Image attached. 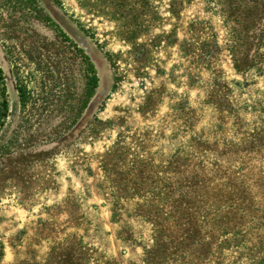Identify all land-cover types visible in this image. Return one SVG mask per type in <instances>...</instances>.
I'll return each mask as SVG.
<instances>
[{
  "label": "rangeland",
  "instance_id": "rangeland-1",
  "mask_svg": "<svg viewBox=\"0 0 264 264\" xmlns=\"http://www.w3.org/2000/svg\"><path fill=\"white\" fill-rule=\"evenodd\" d=\"M37 1L0 0V264H264V0Z\"/></svg>",
  "mask_w": 264,
  "mask_h": 264
},
{
  "label": "trees",
  "instance_id": "trees-1",
  "mask_svg": "<svg viewBox=\"0 0 264 264\" xmlns=\"http://www.w3.org/2000/svg\"><path fill=\"white\" fill-rule=\"evenodd\" d=\"M26 2L29 4H32L33 7L35 8V10L39 12V14L41 11V15L36 16L35 20H40L41 22H45V23H48V24H51L52 26H54L50 17L48 15H46L44 12H42L43 10L40 7V5L38 4L37 0H26ZM85 60H86V58H85ZM87 64H89L88 68L90 71L86 73L87 74L86 83H84V86H83V94L85 96V101H84L83 105L80 106V108L77 111L76 117L71 121V123H69V125L63 131L62 134H58L57 136H55V135L53 136L51 134H44L43 133L44 135H42L40 137L39 144H38L40 147H45V146H48L52 143H55V142L59 141L64 135H66L79 121L84 110L87 108L89 101L95 96V93L99 88V78L95 72L93 64L90 61ZM90 73H92V75H90ZM0 82H3L1 68H0ZM18 98H19V102H20L21 106L24 107L27 103V98H26L25 91H23L21 88H18ZM7 114H8V103H7L6 98L4 96V97H2V101L0 102V122L5 120V118L7 117ZM51 154H52V152L38 151L34 155H36L38 157H49Z\"/></svg>",
  "mask_w": 264,
  "mask_h": 264
}]
</instances>
